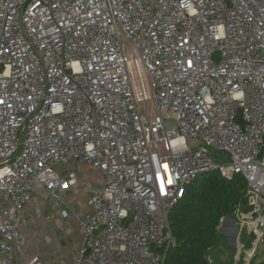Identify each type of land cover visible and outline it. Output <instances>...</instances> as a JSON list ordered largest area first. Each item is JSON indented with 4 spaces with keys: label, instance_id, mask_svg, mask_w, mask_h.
Listing matches in <instances>:
<instances>
[{
    "label": "built area",
    "instance_id": "obj_1",
    "mask_svg": "<svg viewBox=\"0 0 264 264\" xmlns=\"http://www.w3.org/2000/svg\"><path fill=\"white\" fill-rule=\"evenodd\" d=\"M230 1L0 0V264H50L22 243L41 191L77 221L73 264H163L176 244L170 212L215 171L246 179L249 209L231 219L239 249L249 236L243 264H255L264 0ZM82 166L99 175L93 188ZM69 191L92 212H73Z\"/></svg>",
    "mask_w": 264,
    "mask_h": 264
},
{
    "label": "trees",
    "instance_id": "obj_2",
    "mask_svg": "<svg viewBox=\"0 0 264 264\" xmlns=\"http://www.w3.org/2000/svg\"><path fill=\"white\" fill-rule=\"evenodd\" d=\"M246 188L243 175L227 179L218 171L189 185L169 215L176 244L166 250L163 264H209L207 251L226 243L219 230L222 219L233 218L238 205L249 209Z\"/></svg>",
    "mask_w": 264,
    "mask_h": 264
},
{
    "label": "crops",
    "instance_id": "obj_3",
    "mask_svg": "<svg viewBox=\"0 0 264 264\" xmlns=\"http://www.w3.org/2000/svg\"><path fill=\"white\" fill-rule=\"evenodd\" d=\"M88 170L89 169L86 166H82L81 169L77 170L79 177L82 180L90 181L92 184H97L100 182L99 175L96 172H92L91 174ZM64 200L68 205H70L73 212L75 211L79 214L92 212V208L88 203V195L84 192L69 191L64 195ZM36 204H38L41 208V216L36 214L34 207ZM25 215L27 219H29L31 222H35L37 225L30 239L27 237L30 226L27 230L25 229L24 232V242L22 243L26 248L25 250L27 256L33 257L37 255L42 260L50 264H73L75 261V254L80 249L82 244L83 235L78 229L77 221L74 218L72 212H68L66 217L63 216L61 213L60 203L57 200L55 201V199L51 198L48 193L41 191L28 204ZM48 215H50V217H48ZM234 226V222L231 218H229L223 223L221 227L223 239L224 236L228 237L227 240H229L230 244L235 243L233 242V239H235ZM38 228H44L46 233L41 243H37L34 240V235ZM69 241H73L72 246L68 244ZM33 243L35 244L34 246ZM222 261L218 264H225L222 263Z\"/></svg>",
    "mask_w": 264,
    "mask_h": 264
},
{
    "label": "rangeland",
    "instance_id": "obj_4",
    "mask_svg": "<svg viewBox=\"0 0 264 264\" xmlns=\"http://www.w3.org/2000/svg\"><path fill=\"white\" fill-rule=\"evenodd\" d=\"M214 151L211 149V153H213ZM211 173V172H210ZM95 184L90 183V181H88V186L90 188H93ZM29 222V232L27 233V237L28 239H30V237H32L33 235V231L36 229L37 225L35 222H31L28 219ZM32 233V234H31ZM31 234V236H30ZM228 237L224 236V243L222 246L215 248V253H213V260L215 262V264L220 263L222 260V263H230L233 264L235 261L240 264L245 263L244 261V256L247 254V249L250 246L249 243V236L246 233L242 234V237L240 238L241 243H243L245 245L244 248L239 249L238 248V243H234V244H230L229 240H227ZM230 238V237H229ZM30 241V240H29ZM22 242H24V239H22ZM65 242V241H63ZM68 244H70V246L73 245V241H69ZM35 244L33 243V246ZM66 245V244H65ZM26 249V248H25ZM66 250V249H63ZM236 255L239 256V259L237 260ZM264 260V244L259 246L258 249V254L255 258V264H259L260 262H262Z\"/></svg>",
    "mask_w": 264,
    "mask_h": 264
},
{
    "label": "water",
    "instance_id": "obj_5",
    "mask_svg": "<svg viewBox=\"0 0 264 264\" xmlns=\"http://www.w3.org/2000/svg\"><path fill=\"white\" fill-rule=\"evenodd\" d=\"M226 1L228 2L229 5H231V1L230 0H226ZM239 115H240L239 116L240 117V122H243V120L241 118V111L239 112ZM192 143H194V142H192ZM262 155H264V145L261 147L260 152H259V156H262ZM227 219H229V218L228 217H224L223 220L221 221V226L219 228L220 231H221V227H222L224 221H226ZM234 233L236 234V231ZM233 242H235V239H233Z\"/></svg>",
    "mask_w": 264,
    "mask_h": 264
}]
</instances>
